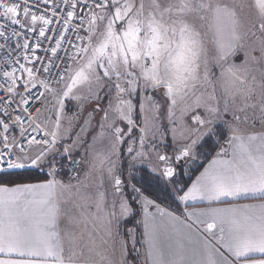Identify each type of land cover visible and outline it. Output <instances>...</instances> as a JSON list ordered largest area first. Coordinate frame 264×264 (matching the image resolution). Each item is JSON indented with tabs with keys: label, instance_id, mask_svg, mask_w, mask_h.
<instances>
[{
	"label": "snow or ice",
	"instance_id": "1",
	"mask_svg": "<svg viewBox=\"0 0 264 264\" xmlns=\"http://www.w3.org/2000/svg\"><path fill=\"white\" fill-rule=\"evenodd\" d=\"M39 2L0 0V264H75L63 255L61 210L55 192L75 187L58 177L66 172L69 180L78 179V166L85 160L75 153L86 143L84 137L101 112L100 132L86 154L92 156L90 171L99 173L98 189L106 174L120 197L119 212L109 213L105 192L98 190L95 207L97 213H103L106 231L121 236L122 260L129 240L133 253L140 255L136 244L137 230L142 227L139 242L146 248L144 264H264V204L215 210L230 215H213V222L206 224L199 221L211 237L203 242L194 236L192 225L184 224L165 204L167 200L179 204L264 198V131L242 134L241 127L255 129L259 123L264 129V0L215 5L212 0H179L177 4L72 0L63 8L59 3L50 5L51 14H32L29 5ZM43 4L47 8L49 0ZM21 8L24 21L19 18ZM244 8L254 11L252 29L261 33L255 48L246 46L249 32L240 30ZM208 12L215 22V62L221 65L238 51L245 52L242 64L222 67L221 76L229 77L222 96L212 83L207 58L203 74L199 71L201 54L207 50L196 20H204L203 13ZM57 20L62 21L61 26L53 27ZM29 35L35 37V47L28 42ZM45 40L49 48L43 49V58L34 55ZM256 50L259 57L252 55ZM25 73L27 79L21 85ZM198 82L204 91L194 95ZM157 93L168 101V128L160 120L163 105L155 99ZM190 94L191 103H185L178 113V101H186ZM237 96L243 101L239 106ZM137 99L140 121L136 119ZM37 102L50 113L43 125L21 108V104L34 107ZM70 103L77 109L70 121L83 119L74 139L69 135L71 124L63 134L60 131ZM92 103L95 107L85 115ZM41 111L37 109V116ZM52 113L54 124L50 125ZM17 125L19 137L9 136ZM169 131L172 152L164 154ZM105 137L109 147L97 151L94 144ZM217 145L210 166L185 191L179 165L194 163ZM45 169L43 180L9 186L14 175ZM36 193L42 194L39 199L34 198ZM81 199L86 205V199ZM137 208L142 219L127 229L128 240H123L124 221L135 216Z\"/></svg>",
	"mask_w": 264,
	"mask_h": 264
},
{
	"label": "crops",
	"instance_id": "2",
	"mask_svg": "<svg viewBox=\"0 0 264 264\" xmlns=\"http://www.w3.org/2000/svg\"><path fill=\"white\" fill-rule=\"evenodd\" d=\"M264 131V129H254L251 131L242 132V134H258ZM216 157V153L213 154L207 160H204L199 168L197 169V174L192 178L187 186H190L193 181L196 180L198 176L209 167L213 158ZM45 170H30L24 173H36V179L27 180L23 183H35L44 179ZM125 178V177H124ZM64 184H70L67 180L66 172L62 177ZM11 181V180H10ZM16 183L9 182V186ZM75 187L72 188H57L55 192V201L60 207V217H59V235L61 238V243L63 247V255L66 259L71 258L75 264H144L146 248L139 242L142 237V227L137 230V244L136 247L140 249V255L137 256L132 251V244L129 240L128 243V253L124 260H122V250L121 236L116 235L115 231L110 235L105 228L106 221L103 218V213L96 212V199L97 192H94L90 184H78L75 183ZM187 186L185 191L187 190ZM90 189L91 195L86 196V190ZM105 192V207L106 210L111 213L113 210L119 212V196H114L110 193L112 188L103 187ZM114 193V192H113ZM93 194V195H92ZM181 195L183 193H180ZM41 193L34 194L35 199H39ZM84 197L87 201L81 199ZM115 204V208H113ZM264 204V198L260 197H244L237 200H225L221 202L209 203L207 201H187L180 202L179 212H172L174 215L179 216L184 224L192 225L194 230V236L197 238H202L203 240H211L208 233L204 231L205 224L208 222H213V215L218 217H227L230 214L225 212H216L217 209H228L233 207H238L241 205H259ZM137 219H142L140 210H138ZM150 212H155V208H150ZM207 212L208 215L193 216L189 219L186 213H203ZM96 213L94 217L92 214ZM199 221H204L205 224L199 223ZM130 219L124 221L122 226L123 230V240H128L127 229L132 227L134 223H129ZM214 232L219 235L218 229H213Z\"/></svg>",
	"mask_w": 264,
	"mask_h": 264
},
{
	"label": "rangeland",
	"instance_id": "3",
	"mask_svg": "<svg viewBox=\"0 0 264 264\" xmlns=\"http://www.w3.org/2000/svg\"><path fill=\"white\" fill-rule=\"evenodd\" d=\"M179 2V0H161V3L167 4V3H172V4H177ZM240 0H212V3L215 5L217 3L219 4H233V3H239ZM247 2V0H246ZM203 15L205 16L204 20H196V28L200 33V38L202 40V42L204 43L205 47H206V54L202 53L201 57H200V74H203L204 71V60L205 58H207L208 60V67L210 68L211 72H212V83L215 87V90L217 92L218 95H223L224 90L229 86L228 85V81H229V77L227 76V74H225V76H221V70L222 67L224 69H226L229 64H236V65H240L244 62L245 60V52L244 50H240L236 53L235 56H231L229 57V60L227 63H221V65H218L215 62L214 57L217 55V50L214 44V20L212 17V14L210 12L208 13H203ZM255 18V14L254 11L248 9V8H244L242 13H241V19H242V27H241V31H247L249 32V35L246 39V46L249 48H255L257 47V37L261 35V33L255 29H252V20ZM255 31L256 34L252 35L251 32ZM253 56L259 57L260 56V52L259 50L253 51L252 52ZM249 82H251V75L248 77ZM211 89H209L210 91ZM204 91V87L202 86L201 83H197L196 88H195V92L194 95H199L200 93H202ZM149 95H152L151 93H149ZM192 95L190 94L189 97L186 99V101L180 102L178 101V105H177V112L179 113V110L184 106L185 103H191L192 100ZM155 99L161 103L163 105V109L162 112L160 113V120L163 123V126L165 128H168V122L167 119L165 118L166 116V111H167V106H168V101L159 95V93L155 94ZM243 103V101H241L240 97L237 96L236 97V105L239 106ZM108 105V99L106 98L104 100V106L107 107ZM95 107V103L90 104L86 110H85V115H87V112L90 111L92 108ZM77 109L75 107L74 104H68L67 106V110L65 112L64 115V119H63V123H62V127H61V134L64 133L65 129H68L70 127L71 124V131L69 133L71 138H75L76 133L80 131V125L83 123V119L81 118L80 120L77 121H70V117H72L73 113L76 112ZM50 113H48L47 111H41V114L38 116L37 121L40 122L42 125L45 121L48 120ZM53 119L51 121H48L50 125L54 124V113L51 114ZM103 116V112L99 113L94 121H93V127L90 129L89 133L87 134V136L84 137V139L86 140V143L77 150V152L75 153V155L78 158L83 157L85 160V163L83 164L80 173L78 174V179H74V180H69L68 178V182L71 185H75L78 184L79 182H81V184H90L91 189L94 192H97L98 190V185H100L101 180H100V176L99 173L95 172V171H90L91 169V161H92V156L90 154H86V150L89 149L90 145H93V137L97 136L100 132V128H99V121L100 118ZM141 119V114L139 112V100L137 99V111H136V119ZM138 121V120H137ZM242 127V132L245 131H251L254 129H248L245 128L244 126ZM260 125L259 123L256 124L255 129H260ZM149 139H151V137H149ZM69 143H71V139H69L68 141ZM224 141H221V143H223ZM109 139L107 137H105L103 140H100L98 142H96L94 144V147L97 151H104L109 147ZM166 143H167V150L164 151L162 149V152H164V154H171L172 152V133L169 131L167 134V139H166ZM123 147L126 148V145H124ZM218 145L216 148H213V150H206L204 155H202L199 159H197L194 163H181L179 165V179L181 184H184L186 180H188L192 174L199 168V166L201 165V163L205 160V155H209V154H215L216 151L218 150ZM116 158L113 157V160H115ZM153 163H155V160H153ZM126 167V166H125ZM127 179V175L125 174V180ZM111 187V184L108 181L107 175L105 174L104 176V180H103V187ZM102 187V188H103ZM93 193L90 191V189L86 190V196L87 195H91L89 194ZM110 193L114 196H117L115 193H113V191L110 190ZM93 195V194H92ZM139 210V208H138ZM139 213V211H138ZM138 246V244H137Z\"/></svg>",
	"mask_w": 264,
	"mask_h": 264
},
{
	"label": "built area",
	"instance_id": "4",
	"mask_svg": "<svg viewBox=\"0 0 264 264\" xmlns=\"http://www.w3.org/2000/svg\"><path fill=\"white\" fill-rule=\"evenodd\" d=\"M19 2L23 3V0H19ZM65 2L68 3V4H70V3H72V0H49V6L46 8V7L44 6V4H43V0H40V2H39L38 5H34V4H30V5H29V7H30V12H31L32 14H37V15L42 14V13H44V12H47V13L51 14V12H52V7H51L50 5H52V4H56V3H59V4L61 5V8H63ZM37 7H39V12L36 11V8H37ZM58 15H63V13H59ZM19 18H20L21 21H24V20L26 19L25 16H24V14H23V9H22V8H21V10H20V17H19ZM27 19L30 21V16H29ZM61 24H62V21L57 20V21H55V22L53 23L52 26H53V27H60ZM11 27H12V25H11L10 22H9V28H11ZM17 31H20V32H21V35L24 34L23 31H22L19 27H17ZM37 34H38V29H37ZM53 34H54V33H52V32H48V33H47V35H49V36H52ZM13 40H15V37L13 38ZM28 42H29L30 44H32L34 47L36 46V39H35L34 36L29 35V36H28ZM0 43H3V41H0ZM52 46H55V45H54V42L52 43ZM46 48H49V41H47V40L43 41L42 46L36 49V52L34 53V55L43 58V56H44V51H43V49H46ZM61 54H62V53H61ZM48 55H51L50 49H49ZM21 63H27L29 67L31 66V63H30V62H25V61L21 60ZM16 67L18 68L19 65L17 64ZM0 71H2V69H0ZM20 76H21V73L18 71V72H17V77H20ZM26 79H27V74L25 73V74L23 75V77L21 78V85L23 84V81L26 80ZM29 87H30V86H29ZM19 90H20L21 93L24 92V88H23L22 86L19 88ZM19 99H20V97L17 96V97H16V100L19 101ZM15 107H16V105H15V103H14V104H13V108H15ZM43 107H44V106H43L41 103H39V102L35 103V106H34V107L31 106V105H29V106H25V105L21 104V108H26V113H27V112H30V113H31V116H32L33 118H35L36 120L38 119V116H37V109H41V110H42ZM13 108H10L9 111L12 112V111H13ZM0 111H2V108H0ZM26 113H24V114H26ZM14 118H15V112H13V119H14ZM18 129H19V125L16 126V130H15V131L9 132L8 135H9V136H16V137H19V130H18ZM2 135H3V128L0 127V136H2ZM81 168H82V167L78 166V174L80 173ZM66 174H67V178L69 179V175H68V173H66ZM73 180H74V179H73Z\"/></svg>",
	"mask_w": 264,
	"mask_h": 264
},
{
	"label": "trees",
	"instance_id": "5",
	"mask_svg": "<svg viewBox=\"0 0 264 264\" xmlns=\"http://www.w3.org/2000/svg\"><path fill=\"white\" fill-rule=\"evenodd\" d=\"M137 120L139 121L138 117H137ZM221 141H223V139H221ZM211 150H213V149H211ZM212 155L213 154L205 155L204 159L207 160ZM196 174H197V170L192 174V176L188 180L185 181V183L183 184V185H185V188L190 183L192 178L195 177ZM36 176L37 175L35 172L24 173V174H20L18 176L14 175L10 178V180H11L10 182H12V183H23V182H26L27 180L36 179L35 178ZM165 204H167V210H170V211L176 212V213L179 212V210H180L179 205L177 203L173 202L172 200L165 201ZM161 206L164 207V204H162ZM137 216H138V208H137V214L130 219L129 223H134L137 219Z\"/></svg>",
	"mask_w": 264,
	"mask_h": 264
}]
</instances>
